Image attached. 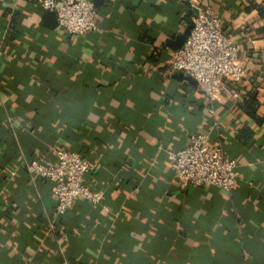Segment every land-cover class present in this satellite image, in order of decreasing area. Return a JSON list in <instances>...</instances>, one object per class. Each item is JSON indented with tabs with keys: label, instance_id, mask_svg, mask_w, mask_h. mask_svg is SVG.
I'll return each mask as SVG.
<instances>
[{
	"label": "crops",
	"instance_id": "obj_1",
	"mask_svg": "<svg viewBox=\"0 0 264 264\" xmlns=\"http://www.w3.org/2000/svg\"><path fill=\"white\" fill-rule=\"evenodd\" d=\"M94 1L99 31L70 36L34 0H0V264H264V0ZM196 3L248 74L213 114L168 67ZM197 132L236 161L231 194L175 179L168 154ZM60 149L104 198L54 221L52 184L25 165Z\"/></svg>",
	"mask_w": 264,
	"mask_h": 264
},
{
	"label": "built area",
	"instance_id": "obj_2",
	"mask_svg": "<svg viewBox=\"0 0 264 264\" xmlns=\"http://www.w3.org/2000/svg\"><path fill=\"white\" fill-rule=\"evenodd\" d=\"M45 12L53 13L57 27L70 36H85L99 31V11L94 0H34ZM192 29L184 45L170 52L168 67L172 73L184 74L197 81L206 96L209 113L223 93L239 99L236 88L247 77V69L238 58V47L224 34L223 20L211 4H194ZM54 161L40 157L25 165L27 173L52 184L55 198L54 221L73 208L77 200L100 206L104 194L93 191L86 182L92 167L77 152L60 149ZM174 177L194 188L209 185L231 194L238 179V166L221 146L211 147L208 136L193 135L184 149L168 154ZM12 176L15 172L11 173Z\"/></svg>",
	"mask_w": 264,
	"mask_h": 264
},
{
	"label": "water",
	"instance_id": "obj_3",
	"mask_svg": "<svg viewBox=\"0 0 264 264\" xmlns=\"http://www.w3.org/2000/svg\"><path fill=\"white\" fill-rule=\"evenodd\" d=\"M46 18H47L48 22L50 24H52L53 26H55V23H57L56 22V17H55V15L53 13L47 12ZM191 29H192V25L185 31L184 34L181 35L180 38L178 37V39H177V41H175V43L170 44V48L172 49V51H174V52L178 51L184 45L186 40L189 38V33H190ZM177 79L180 80V81L181 80L188 81V82H190L193 85L198 84L197 81L193 80L192 78H190V77H188V76H186L184 74H180L177 77Z\"/></svg>",
	"mask_w": 264,
	"mask_h": 264
},
{
	"label": "trees",
	"instance_id": "obj_4",
	"mask_svg": "<svg viewBox=\"0 0 264 264\" xmlns=\"http://www.w3.org/2000/svg\"><path fill=\"white\" fill-rule=\"evenodd\" d=\"M257 9H258V11L260 12V14L264 17V3H263L262 5H259ZM190 16H191V19H192V12H191ZM259 32H260L261 34H264V27H262V28L259 30ZM245 106H248V108H249L250 110H253V111H254L255 107L257 106V100L254 99V98H251V99L248 101V103L245 104ZM249 114H250V115H253V113H251V111L249 112ZM253 116H254V115H253ZM70 210H71V209H70ZM70 210H69V211H70ZM69 211H67V213H68ZM64 215H66V213H65ZM64 215H63V216H64ZM61 217H62V216H61Z\"/></svg>",
	"mask_w": 264,
	"mask_h": 264
}]
</instances>
